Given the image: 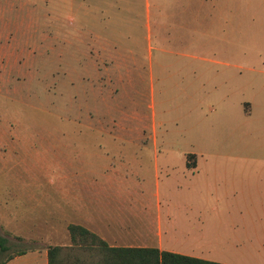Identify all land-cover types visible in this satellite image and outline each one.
<instances>
[{
    "label": "rangeland",
    "instance_id": "374dc122",
    "mask_svg": "<svg viewBox=\"0 0 264 264\" xmlns=\"http://www.w3.org/2000/svg\"><path fill=\"white\" fill-rule=\"evenodd\" d=\"M251 166L264 176V0H0V235L4 255L36 252L9 264H46L66 220L156 245L160 219L172 249L179 214L205 215L210 258L264 264V219L253 245L220 234L237 204L221 172Z\"/></svg>",
    "mask_w": 264,
    "mask_h": 264
},
{
    "label": "crops",
    "instance_id": "0c3cea01",
    "mask_svg": "<svg viewBox=\"0 0 264 264\" xmlns=\"http://www.w3.org/2000/svg\"><path fill=\"white\" fill-rule=\"evenodd\" d=\"M249 113V112H248ZM196 166V165H195ZM226 166V165H224ZM251 173L248 175H239L233 173L227 167L221 172V180L224 186L223 195L228 199L230 196L236 201V205H224L218 218L220 219V234L223 244L234 246L238 248L239 245L244 246L245 241L253 245L246 235V226L251 225V230L260 228V221L254 222L255 219H264V176L257 173L258 170L254 166ZM194 168V167H192ZM245 220V222H244ZM70 223H77L75 221L66 220L64 224L65 229ZM173 233V248L164 249L162 245V231L160 229V219L158 221V240L156 245H133V246H156L161 250H168L180 254L194 256L207 261H214L222 264H238L227 260H215L209 257L211 253V242L208 239L207 224L205 215H200L191 218L185 215H176L172 221ZM28 225V224H27ZM193 229V233H192ZM68 233V230L67 232ZM246 236V237H245ZM116 245V244H111ZM34 251H26L24 254L16 255L9 259L5 264L11 263L18 257L33 254ZM47 264V263H46Z\"/></svg>",
    "mask_w": 264,
    "mask_h": 264
},
{
    "label": "trees",
    "instance_id": "16d2710c",
    "mask_svg": "<svg viewBox=\"0 0 264 264\" xmlns=\"http://www.w3.org/2000/svg\"><path fill=\"white\" fill-rule=\"evenodd\" d=\"M187 157H195V154L190 153ZM187 159V167H195L196 161ZM67 230L70 240L68 244L47 246V264H222L161 250L156 246L111 245L78 223L68 224ZM7 242V238L0 235V264L26 252L25 249H19L4 255L10 249Z\"/></svg>",
    "mask_w": 264,
    "mask_h": 264
}]
</instances>
